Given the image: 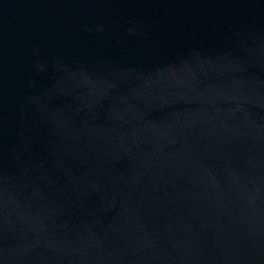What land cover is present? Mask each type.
Instances as JSON below:
<instances>
[{
    "label": "water",
    "instance_id": "95a60500",
    "mask_svg": "<svg viewBox=\"0 0 264 264\" xmlns=\"http://www.w3.org/2000/svg\"><path fill=\"white\" fill-rule=\"evenodd\" d=\"M0 264H264V0H0Z\"/></svg>",
    "mask_w": 264,
    "mask_h": 264
}]
</instances>
